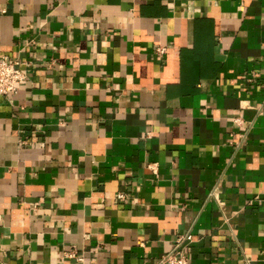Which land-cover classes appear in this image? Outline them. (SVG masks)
Segmentation results:
<instances>
[{
    "label": "crops",
    "instance_id": "1",
    "mask_svg": "<svg viewBox=\"0 0 264 264\" xmlns=\"http://www.w3.org/2000/svg\"><path fill=\"white\" fill-rule=\"evenodd\" d=\"M4 55L0 264H264V0H0Z\"/></svg>",
    "mask_w": 264,
    "mask_h": 264
},
{
    "label": "built area",
    "instance_id": "2",
    "mask_svg": "<svg viewBox=\"0 0 264 264\" xmlns=\"http://www.w3.org/2000/svg\"><path fill=\"white\" fill-rule=\"evenodd\" d=\"M164 52V47H157L155 49V54L157 56H160ZM22 65L23 62L18 58H11L6 55L0 57V95L13 94L17 89V84L25 79ZM246 81L252 84L254 81V73H249L246 77ZM232 119L233 123L241 130V137L244 138L248 129L242 128V117L235 114ZM118 197H124V195L118 194ZM190 241L191 236L189 233L176 235L172 249L162 255L157 264H190L185 253L186 246ZM66 255L75 258L77 261L82 260V257L76 255L73 251L66 253Z\"/></svg>",
    "mask_w": 264,
    "mask_h": 264
}]
</instances>
